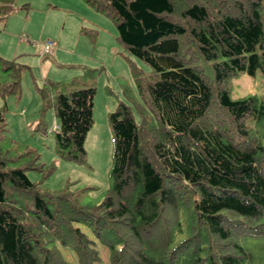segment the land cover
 Listing matches in <instances>:
<instances>
[{
    "label": "trees",
    "instance_id": "16d2710c",
    "mask_svg": "<svg viewBox=\"0 0 264 264\" xmlns=\"http://www.w3.org/2000/svg\"><path fill=\"white\" fill-rule=\"evenodd\" d=\"M14 1L0 0V21ZM84 1L111 18L116 40L151 73L132 67L140 99L108 115L113 183L97 206L43 193L0 158V264H70L61 248L78 264H99L97 245L110 264L250 261L242 239L264 235V143L250 122L264 127V101L232 98L230 82L257 70L264 80V0ZM200 58L211 77L193 64ZM25 70L0 56V74L12 77L1 95L20 90ZM94 94L84 86L55 96L59 158L85 161Z\"/></svg>",
    "mask_w": 264,
    "mask_h": 264
},
{
    "label": "rangeland",
    "instance_id": "374dc122",
    "mask_svg": "<svg viewBox=\"0 0 264 264\" xmlns=\"http://www.w3.org/2000/svg\"><path fill=\"white\" fill-rule=\"evenodd\" d=\"M14 6L15 10L0 21V56L26 65V70L17 93H0L4 117L0 124V158L11 167L24 168L43 193L66 191L83 207L97 206L113 183L114 136L108 115L120 101L140 99L132 67L146 76L151 68L123 49L111 18L84 0H15ZM48 39L55 43L50 55L44 51ZM193 64L212 76L211 62L200 58ZM0 83L10 84L12 77L2 73ZM84 86L95 88L94 122L84 144L85 161L74 163L56 153L54 133L59 121L53 103L58 93ZM230 87L232 98L255 95L264 101V80L259 70L254 75H236ZM250 123L255 136L264 143L263 122ZM82 229L93 238L89 230ZM179 241L175 237V242ZM241 244L252 255L244 264H264V235L243 238ZM97 247L99 264H110L108 250ZM60 250L70 264H78L73 252ZM178 264H186V260L179 259Z\"/></svg>",
    "mask_w": 264,
    "mask_h": 264
},
{
    "label": "built area",
    "instance_id": "2783aa9c",
    "mask_svg": "<svg viewBox=\"0 0 264 264\" xmlns=\"http://www.w3.org/2000/svg\"><path fill=\"white\" fill-rule=\"evenodd\" d=\"M53 46H54L53 42L51 40H47L44 43V50H46V52H51Z\"/></svg>",
    "mask_w": 264,
    "mask_h": 264
},
{
    "label": "crops",
    "instance_id": "0c3cea01",
    "mask_svg": "<svg viewBox=\"0 0 264 264\" xmlns=\"http://www.w3.org/2000/svg\"><path fill=\"white\" fill-rule=\"evenodd\" d=\"M60 54V52H58ZM79 56L83 57V58H88L90 57V55H86V54H78Z\"/></svg>",
    "mask_w": 264,
    "mask_h": 264
}]
</instances>
